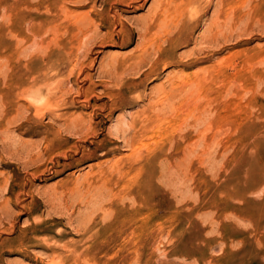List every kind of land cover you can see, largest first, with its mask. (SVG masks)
I'll use <instances>...</instances> for the list:
<instances>
[{
    "label": "rangeland",
    "instance_id": "rangeland-1",
    "mask_svg": "<svg viewBox=\"0 0 264 264\" xmlns=\"http://www.w3.org/2000/svg\"><path fill=\"white\" fill-rule=\"evenodd\" d=\"M56 262L264 264V0H0V264Z\"/></svg>",
    "mask_w": 264,
    "mask_h": 264
},
{
    "label": "bare ground",
    "instance_id": "bare-ground-1",
    "mask_svg": "<svg viewBox=\"0 0 264 264\" xmlns=\"http://www.w3.org/2000/svg\"><path fill=\"white\" fill-rule=\"evenodd\" d=\"M136 3H137V2H136ZM153 45H154V44H153ZM140 62H141V61H140ZM51 92H53V91H51ZM19 97H20V96H19ZM41 108H42V107H41ZM38 109H39V108H36V110H38ZM46 110L48 111L49 109H46ZM41 111H42V110H41ZM41 111H40V113H41ZM69 127H70V126H69ZM132 127H133V126H132ZM144 131H145V130H144ZM143 134H145V133H143ZM132 136H133V134H132ZM130 137H131V135L129 136V138H130ZM127 139H128V138H127ZM130 140H131V138H130ZM131 142H132V141H131ZM125 143H126V142H125ZM127 143H128V141H127ZM129 143H130V142H129ZM131 144H132V143H130V145H131ZM128 146H129V145H128ZM131 147H132V146H131ZM136 151H137V150H136ZM133 155H135V154H133ZM102 174H104V173H102ZM20 251H21V250H20ZM55 257H57V255H56ZM77 257H78V256H77ZM52 258H53V257L51 256V260H52ZM57 259H58V258H57ZM59 259H60V258H59ZM83 259H84V258H83ZM52 261H53V260H52ZM52 261H51V262H52ZM55 261L58 262V260H56V259H55ZM53 262H54V261H53ZM57 262H56V264H61V263H57ZM52 264H53V263H52Z\"/></svg>",
    "mask_w": 264,
    "mask_h": 264
}]
</instances>
